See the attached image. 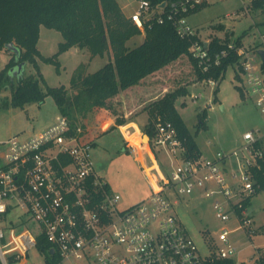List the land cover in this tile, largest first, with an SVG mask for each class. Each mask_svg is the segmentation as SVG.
Instances as JSON below:
<instances>
[{
    "label": "built area",
    "instance_id": "obj_1",
    "mask_svg": "<svg viewBox=\"0 0 264 264\" xmlns=\"http://www.w3.org/2000/svg\"><path fill=\"white\" fill-rule=\"evenodd\" d=\"M137 1V8L129 16L141 31L154 22H171L181 37L192 40L190 51L204 71L219 65L228 55L227 49L211 54L210 40L204 41L190 23L189 16L205 0H163L157 4ZM229 48L241 54L240 86L264 114V61L258 50L253 53L235 42L229 43ZM206 82L219 85L213 78ZM84 132L82 126L73 130L68 118L60 114L51 126L29 138L0 140L3 264H10L11 257L26 259L40 234L46 236L62 260L74 259L76 264L92 257L96 264H205L214 256L235 258L237 248L230 241L232 230L227 227L220 230L218 247L210 246V252L202 254L197 241L173 212L178 201L170 194L173 190L181 195L202 191L214 201L218 219L225 222L235 214L238 227L250 233L252 218L247 215L245 201L259 187L253 167L264 156L257 144L262 135L248 131L232 152L220 150L213 156L188 158L174 124L159 118L147 148L154 160L156 150L165 155L169 171L162 173L161 185L147 198L120 211L117 203L121 196L97 172L94 146L81 140ZM13 210L22 211L23 225L9 218ZM31 221L40 231L30 226ZM260 251L257 258L264 252Z\"/></svg>",
    "mask_w": 264,
    "mask_h": 264
},
{
    "label": "rangeland",
    "instance_id": "obj_2",
    "mask_svg": "<svg viewBox=\"0 0 264 264\" xmlns=\"http://www.w3.org/2000/svg\"><path fill=\"white\" fill-rule=\"evenodd\" d=\"M119 1L128 16L138 5L137 0ZM249 3L250 0H207L201 9L189 16V20L204 41L212 36L224 38L229 33L231 43L245 34L243 44L238 47H245L256 53L257 50L264 49L262 41L264 26L258 25L259 22L264 21V15L261 11L251 10V6L247 8ZM145 34L142 31L141 34L133 36L127 41V46L136 47L143 42ZM64 39L59 30L42 25L38 47L44 55L50 56L58 51L59 43ZM8 52L12 53L10 50L0 49V70L10 59ZM112 57V52L92 56L88 48L73 46L59 55L60 71L53 63L39 60V65L47 85H65L70 88L72 75L80 66L85 72H94ZM189 69L193 73L189 61L185 60L166 68L162 75L164 80H169L170 84L175 85L178 77L179 81L189 78L182 77L185 74L176 73V70L188 72ZM36 72L33 64L27 62L23 73L29 75ZM240 85L239 64H230L218 86L206 81L193 82L188 85L189 93L176 101V107L206 156H213L220 150L232 152L237 148L238 142H243V136L248 131L254 130L264 136V114ZM237 86L242 89L244 97L241 96ZM70 91L73 93L71 88ZM10 94L9 89L0 94V140L12 136L29 138L51 126L61 114L52 95H48L42 102L15 107L12 104H4ZM142 98L140 96L137 99L140 104H143ZM124 109L119 108L121 114L125 113ZM204 109L208 112L207 127L199 129L198 114ZM83 121L92 133L97 135L96 145L92 151L95 167L97 172L110 183L112 191L120 194L121 198L117 203L120 211L141 202L155 187L161 185L162 173L169 171L168 160L158 150H156L159 152L156 160L149 153L147 148L149 140L144 138L147 134L144 128L149 122V114L142 106L134 108L132 115L126 119L127 122L119 127L112 128L113 124L109 123L111 121L103 120L99 123L95 119V112L85 115ZM170 198L177 199L173 212L197 241L202 254L209 253L210 246L215 249L218 247V238L223 227L232 230L230 241L237 248L235 259L239 262L253 264L259 250L264 251V190L253 197L246 210L247 215L252 218L250 233L238 227L239 221L235 214L225 222L218 219L214 213V201L207 198L202 191L181 195L173 190ZM21 214V210H13L9 218L17 225H22ZM30 226L35 231H40V227L33 221ZM77 263L96 264L93 257ZM17 264H76V261L60 260L57 257L48 262L46 256L34 247L30 250L26 262Z\"/></svg>",
    "mask_w": 264,
    "mask_h": 264
},
{
    "label": "trees",
    "instance_id": "obj_3",
    "mask_svg": "<svg viewBox=\"0 0 264 264\" xmlns=\"http://www.w3.org/2000/svg\"><path fill=\"white\" fill-rule=\"evenodd\" d=\"M151 1L157 4L163 0ZM251 10L261 11L264 15V0H253ZM42 25L59 30L65 38L59 43L58 51L50 56L44 55L38 47ZM258 25L264 26V21L259 22ZM141 33V29L130 16L125 14L118 0H0V49L9 50L7 44L10 42H14L20 49L19 54L11 51L9 61L0 70V94L6 89L11 91L10 97L4 104L24 107L29 103L42 102L48 95H52L61 114L70 121L71 128L73 130L79 126L84 128L85 132L81 135L82 142L95 145L97 135L93 134L83 121L85 115L95 112V119L99 123L109 116L117 115L116 123L112 128L119 127L125 123L126 118L123 114H118L119 108L114 100L123 90L136 85L160 89L164 92L151 97L144 96V92L142 94L134 92L135 102L149 114V122L144 128L145 133L153 138L159 118L169 120L176 127L179 138L186 147L187 157L202 155L195 136L176 107V101L189 93L188 85L193 82L213 78L220 83L229 65L239 64L241 54L236 49L229 48V33L224 38L212 36L208 45L211 54L219 53L223 49L229 52L227 56L222 57L219 65H214L206 72L190 51L192 40L181 37L171 22H154L151 26L147 25L143 42L134 48H129L127 41ZM244 35L235 40L236 46L243 44ZM73 46L88 48L92 56L112 52L113 57L94 72H85L81 66L75 70L70 85L72 93L65 85H47L39 60L55 64L60 71L59 55ZM185 60L189 61L193 73L191 69L188 72L176 70V73L185 74L182 77H189L188 80L179 81L178 77L175 85L170 84L169 80H164L162 72L166 68ZM23 62L33 64L37 72L25 75L23 68L21 73L14 74L19 64ZM237 87L244 97L240 86ZM140 96L144 99L143 104L137 101ZM207 116L206 109L198 114L199 129L207 127ZM257 144L264 151L263 135ZM155 153L158 157L159 152L155 151ZM253 173L259 185L256 192L258 194L264 190V156L259 159L258 165L253 167ZM107 189L109 190L110 187L108 186ZM253 197L246 199L245 207L251 204ZM20 224L23 225L24 221L22 220ZM36 247L45 254L48 262L57 257L61 260L53 252L44 234L37 236ZM17 262L15 257L9 258L10 264ZM0 264H3L1 258ZM205 264H238V262L235 258L214 256ZM253 264H264V252Z\"/></svg>",
    "mask_w": 264,
    "mask_h": 264
},
{
    "label": "crops",
    "instance_id": "obj_4",
    "mask_svg": "<svg viewBox=\"0 0 264 264\" xmlns=\"http://www.w3.org/2000/svg\"><path fill=\"white\" fill-rule=\"evenodd\" d=\"M119 1V0H118ZM206 2H207V0H205V3L204 4H206ZM119 3H120V1H119ZM203 4V5H204ZM120 5H121V3H120ZM121 7H122V5H121ZM122 9H123V7H122ZM124 11V10H123ZM197 12V11H196ZM195 13V12H194ZM193 14V13H192ZM191 14V15H192ZM191 15H190V17H191ZM208 40H210V39H208ZM207 40V41H208ZM206 41V42H207ZM9 54H10V52H8ZM10 57H11V54H10ZM25 65H26V63H25ZM24 65V66H25ZM134 90H137V91H134ZM134 92H140L141 94H142V92H144V96H148V97H151V96H156V95H158V94H161L162 92H164V91H160V89H157V90H155V89H152V88H150V87H142V86H132V87H130V88H128V89H126V90H123L121 93H120V95H119V97H117L115 100H114V102H115V104H116V106H117V108H125L124 109V117L127 119L130 115H132L131 114V112L134 110V108H138V106H140L138 103H136L135 102V99H134V96H135V93ZM11 95V94H10ZM127 108V109H126ZM130 108V109H129ZM121 110H119L118 111V114H121V112H120ZM122 115V114H121ZM116 117H117V115H113V116H109V117H107L106 119H105V121H111V122H109L110 123V125L111 124H115L116 122H115V120H116ZM127 122V121H126ZM125 124V123H124ZM123 125V124H122ZM121 126V125H120ZM96 145V144H95ZM94 144H93V146H95ZM200 147V146H199ZM202 150V149H201ZM202 153H203V151H202ZM204 154V153H203ZM107 181V180H106ZM108 182V181H107ZM109 183V182H108ZM109 185H110V183H109ZM110 187H111V185H110ZM253 199V198H252ZM248 207V206H247ZM54 252V251H53ZM43 254V253H42ZM43 255H45V254H43ZM26 260H27V258L26 259H22V260H20V261H18L17 263H21V262H26Z\"/></svg>",
    "mask_w": 264,
    "mask_h": 264
},
{
    "label": "water",
    "instance_id": "obj_5",
    "mask_svg": "<svg viewBox=\"0 0 264 264\" xmlns=\"http://www.w3.org/2000/svg\"><path fill=\"white\" fill-rule=\"evenodd\" d=\"M7 47L9 48L10 51H14L16 52L17 54H19L20 52V49L18 46L15 45L14 42H10L7 44ZM258 54L260 55V57L262 58V60L264 61V49H259L258 50ZM24 65H25V62L19 64L18 68L14 71V74H19L22 72L23 68H24ZM144 138L148 139L150 141V136L148 134H145L144 135ZM239 144V143H237ZM54 251V250H53Z\"/></svg>",
    "mask_w": 264,
    "mask_h": 264
}]
</instances>
